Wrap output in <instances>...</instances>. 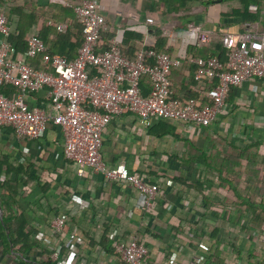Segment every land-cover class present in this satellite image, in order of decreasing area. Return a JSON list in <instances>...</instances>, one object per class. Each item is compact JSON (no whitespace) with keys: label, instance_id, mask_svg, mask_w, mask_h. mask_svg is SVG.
I'll return each instance as SVG.
<instances>
[{"label":"crops","instance_id":"obj_1","mask_svg":"<svg viewBox=\"0 0 264 264\" xmlns=\"http://www.w3.org/2000/svg\"><path fill=\"white\" fill-rule=\"evenodd\" d=\"M81 2L0 0V8L5 6L11 35L25 18L30 37L41 35L49 24H73L70 6ZM101 3L106 18L103 39L107 43L119 34L128 57L149 47L145 29L155 47L158 34L165 33L163 52L182 58L172 76L178 90L198 87L193 81L196 67L187 59L211 56L224 34H264V7L259 20L250 23L242 15L241 0ZM260 8L251 4L249 12L257 14ZM148 18L155 23L147 24ZM192 25L203 28L205 42H197ZM78 27L71 31L82 39ZM54 42L52 35L46 43L53 48ZM144 84L147 95V79ZM28 103L53 114L48 87L31 93ZM160 121L173 134L162 135ZM63 149V132L54 124L39 140L18 138L10 126L0 128V264L53 262L54 243L48 245L47 238L63 245L77 243V257L66 246L62 250L71 264H127L104 244L114 232L122 240L134 237L144 244L151 264H263L264 245L258 239L264 233V81L231 88L226 108L207 128L158 119L144 126L127 108L112 119L103 131L102 159L110 168L124 164L160 186L149 210H143L138 191L127 183L106 181L91 169L80 176L79 166L65 159ZM4 185L16 192L14 200ZM63 214L68 223L59 237L51 221ZM201 243L209 251L202 250Z\"/></svg>","mask_w":264,"mask_h":264},{"label":"built area","instance_id":"obj_2","mask_svg":"<svg viewBox=\"0 0 264 264\" xmlns=\"http://www.w3.org/2000/svg\"><path fill=\"white\" fill-rule=\"evenodd\" d=\"M70 7L82 26L83 40L73 60L48 55V48L39 35L30 36L28 52L16 58L6 41L10 27L5 6H1L0 128L10 126L18 138L39 140L45 136L49 124L59 126L64 137V157L79 166L80 176L86 169H91L102 174L106 181L127 183L138 191L143 210H149L161 192L160 186L150 182L146 176L131 173L124 164L107 166L101 156L104 129L125 108L135 114L144 126H150L158 119L184 122L197 128L210 127L226 108L231 88L255 79L264 81V34H224L221 39L224 61L217 57L187 59L196 67L195 79L199 84L196 92L204 93L210 99V104L201 105L196 99L182 101L171 98L169 74L173 67L181 65L182 58L175 60L167 52H157L155 41L149 40L151 34L148 29L144 31L149 47L137 50L134 58H130L123 54L119 34L111 41L109 49H100L99 41L106 28L101 0H82ZM146 22L155 23L152 18ZM190 27L197 36V42H205L207 36L203 28L198 25ZM65 30L64 24L58 26V31ZM41 53L44 54V65L51 70H38L30 64V60ZM95 68L101 72L91 75ZM144 75H148L152 82L148 96H144L140 89ZM7 85L17 89L13 98L3 92ZM45 87L49 88L53 114L28 103L31 93ZM67 223L66 215L56 216L51 221L54 234L61 237ZM110 238L116 252L127 264H151L147 247L136 238L122 240L115 232L110 234ZM258 240L264 245V233ZM58 241L45 239L48 245L54 243L51 259L56 264H71L69 254L64 256L62 250L66 246L71 256L77 257L80 251L77 243L63 245ZM199 247L204 251L210 249L203 243Z\"/></svg>","mask_w":264,"mask_h":264},{"label":"trees","instance_id":"obj_3","mask_svg":"<svg viewBox=\"0 0 264 264\" xmlns=\"http://www.w3.org/2000/svg\"><path fill=\"white\" fill-rule=\"evenodd\" d=\"M244 3V10L242 11V15L244 16L245 20L247 22L253 23L255 21H257V19L259 20V15L261 13V10L264 7V0H241ZM213 3V2H210ZM251 4H256L258 5L260 8V10H258L257 14H250L249 10H250V5ZM72 10V9H71ZM73 11V10H72ZM20 26L17 29V32L15 33V35H11V32L9 34V36L6 38V41L10 44L11 49L13 51V55L17 56V55H25L28 52L29 49V45H28V41H29V37L27 36V26L25 25V18H23L20 22ZM64 25L66 26V30L65 31H58V23H54V24H49L47 26H45L42 29L41 35H39V37L44 41V43L46 44L47 48H48V55H60L68 60H73L77 57L78 55V50L80 49L81 45H82V39H80V35L77 32L73 33V31H71L72 26H79L78 28L80 29L79 32L82 33V26L79 23L76 15H75V22L72 24V22H64ZM164 32H160L158 34L159 37V41L157 42V45L155 47V50L157 52H163L164 50L163 48V42H166L164 35ZM52 35H54L55 37V42L53 43V48L49 47V45H47V43L49 42V36L51 37ZM163 39V40H162ZM47 42V43H46ZM111 41L107 42L103 39V35H101V39L99 41V46L100 49L105 50V49H109ZM77 53L76 57L72 59V57L74 56V54ZM136 53V51H135ZM134 53V56H135ZM123 54L126 56V53ZM134 56H129L130 58H134ZM68 57V58H67ZM128 57V56H127ZM209 57H217L220 60L224 61L225 60V50L221 44H218L216 46V49L213 50V53L211 54V56ZM44 54H38L35 58H33L30 61V64L38 70H51V68L48 65H44ZM33 60H37L38 64H40L39 66H34L32 61ZM174 67L172 68L170 74H169V78L171 80V90H172V99H176V100H182V101H187L190 99H196L199 100L201 105H206V104H210V99H208V97L206 95H204V93H198L196 92V89H191L193 91H188V89L182 87L181 90H178L176 88V86H174L173 83V71H174ZM194 77H193V81L195 82V84H197V81L195 79V73H196V69L194 70ZM101 72L100 69L95 68L91 71V75H98ZM147 79L148 80V84H149V93L150 90L152 88V82L151 79L148 75H144L141 78V82H140V89L142 91V89H144L145 84L143 85V81ZM3 92L10 98H13L16 93H17V89L13 86L7 85L3 87ZM181 92H183L184 94L181 96ZM144 96H148L149 93L146 95L144 92H142ZM229 95L227 97V101H228ZM160 127H164L165 131L163 132L162 135H170L173 134L172 133V128L170 126L165 125V123H163V121H160V123L158 124L157 128ZM223 173V171H221V174ZM221 180H227L226 178L221 177ZM224 184V183H223ZM4 189L6 188V185H4ZM8 190V189H7ZM8 192H10L11 198L14 200L15 196H16V192L15 191H11L8 190ZM251 207L253 206V204L250 205ZM250 207V208H251ZM259 221H255L253 223V225L255 227H259ZM108 243L109 244V251H113L116 253L115 247H114V242L111 238H106L104 241V244ZM264 264V262H262ZM47 264H54L52 261H48Z\"/></svg>","mask_w":264,"mask_h":264}]
</instances>
